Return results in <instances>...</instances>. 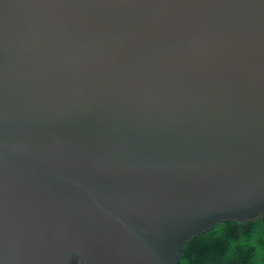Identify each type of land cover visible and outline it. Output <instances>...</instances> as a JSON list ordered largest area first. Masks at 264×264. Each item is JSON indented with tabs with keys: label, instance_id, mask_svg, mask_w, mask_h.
I'll return each instance as SVG.
<instances>
[{
	"label": "water",
	"instance_id": "water-1",
	"mask_svg": "<svg viewBox=\"0 0 264 264\" xmlns=\"http://www.w3.org/2000/svg\"><path fill=\"white\" fill-rule=\"evenodd\" d=\"M264 212V0H0V264H178Z\"/></svg>",
	"mask_w": 264,
	"mask_h": 264
},
{
	"label": "trees",
	"instance_id": "trees-1",
	"mask_svg": "<svg viewBox=\"0 0 264 264\" xmlns=\"http://www.w3.org/2000/svg\"><path fill=\"white\" fill-rule=\"evenodd\" d=\"M178 264H264V212L253 221L217 224L181 245Z\"/></svg>",
	"mask_w": 264,
	"mask_h": 264
}]
</instances>
